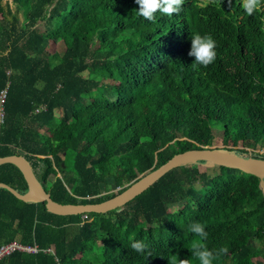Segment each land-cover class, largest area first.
I'll use <instances>...</instances> for the list:
<instances>
[{
	"label": "trees",
	"instance_id": "16d2710c",
	"mask_svg": "<svg viewBox=\"0 0 264 264\" xmlns=\"http://www.w3.org/2000/svg\"><path fill=\"white\" fill-rule=\"evenodd\" d=\"M12 3L0 0V91L8 88L0 156L23 155L53 200L104 201L174 154L212 145L214 128L224 152L264 160L254 151L264 148V0L251 16L242 0H184L178 15L158 11L154 22L135 0ZM192 35L216 42L207 67L192 66ZM50 42L63 52L48 51ZM204 164H179L88 220L0 185V246L17 239L38 249L0 264H199L193 223L204 226L209 250L228 249L213 264H264L252 260L264 259V244L249 246L264 243V179L224 166L209 176ZM109 180L117 191H106ZM0 182L17 194L29 187L10 162ZM134 240L152 256L133 251Z\"/></svg>",
	"mask_w": 264,
	"mask_h": 264
},
{
	"label": "water",
	"instance_id": "95a60500",
	"mask_svg": "<svg viewBox=\"0 0 264 264\" xmlns=\"http://www.w3.org/2000/svg\"><path fill=\"white\" fill-rule=\"evenodd\" d=\"M251 160L264 162V160L255 158L238 157L226 153L221 148L216 147L204 146L203 148L190 149L174 154L167 162L156 169L147 171L136 180L126 185V187L119 193L104 201L73 204L59 203L53 200L50 193L44 189L43 185L35 175L30 162L23 155L14 154L0 156V165L8 162L15 164L22 171L29 187L24 194H17L6 184L0 182V185L6 187L21 199L45 202L47 210L51 213L59 215L105 213L124 206L127 202L148 189L175 166L192 161H204L218 167L224 166L235 168L264 179V165H255Z\"/></svg>",
	"mask_w": 264,
	"mask_h": 264
},
{
	"label": "clouds",
	"instance_id": "9594fccd",
	"mask_svg": "<svg viewBox=\"0 0 264 264\" xmlns=\"http://www.w3.org/2000/svg\"><path fill=\"white\" fill-rule=\"evenodd\" d=\"M228 2L231 4V0H228ZM135 3L139 6L136 10L137 14L148 21L154 22L156 19L155 14L158 11L167 16L178 15L184 0H135ZM261 3L262 0H242V6L249 16L260 8ZM215 49L216 42L211 36L192 35L191 47L188 52L190 57H194L192 66L194 68L197 66L207 67L212 64L216 59ZM190 231L200 237L201 241L206 240L208 236L204 226L200 223H193L190 226ZM201 241L194 242L189 248L192 256L199 261V264H213L215 259L228 252L226 247H221L214 253ZM130 247L141 255L152 256L149 246L142 240H134ZM179 264H187V261L180 260Z\"/></svg>",
	"mask_w": 264,
	"mask_h": 264
},
{
	"label": "rangeland",
	"instance_id": "374dc122",
	"mask_svg": "<svg viewBox=\"0 0 264 264\" xmlns=\"http://www.w3.org/2000/svg\"><path fill=\"white\" fill-rule=\"evenodd\" d=\"M4 4H9L11 6V8L13 10H15V5L12 3V0H4ZM19 17H20V20H22V14L19 13ZM0 18H1V15H0ZM39 27L40 28H44V22H40L39 23ZM64 50V45L60 42V43H53V42H50V44L48 45V51L50 52H53V51H59V52H63ZM85 76H89V72H84L83 73ZM213 134H214V142L212 145H210L209 147H216V148H222L224 145H223V133H222V130L220 128H214V131H213ZM240 148H242V146H239ZM252 148H249L248 151H250ZM253 151V150H252ZM255 152H264V148H262L260 145H258L255 149H254ZM237 154V153H236ZM239 157V156H238ZM244 158H252L250 153L246 154ZM200 169L202 171H207V174L209 176H213L214 174H216L217 172H219V167L215 166V165H212L210 163H206L204 165H200ZM196 188L197 189H200L202 188V184L200 183V181H198L196 183ZM118 190V187H115L114 184L112 183L111 180H109L108 182V185H107V188H106V191L108 193H111V192H115ZM184 203H179V204H169L168 205V210L169 211H174L176 210L177 208H180L183 206Z\"/></svg>",
	"mask_w": 264,
	"mask_h": 264
},
{
	"label": "built area",
	"instance_id": "2783aa9c",
	"mask_svg": "<svg viewBox=\"0 0 264 264\" xmlns=\"http://www.w3.org/2000/svg\"><path fill=\"white\" fill-rule=\"evenodd\" d=\"M7 87L4 88L3 90L0 91V126L4 122V117H5V109L4 105L6 102V97H7ZM83 220H88L91 219L88 216V213H83L82 214ZM15 251H21V252H37L38 249L36 246H28V245H23L20 243L17 239L10 241L8 243H3L0 246V261L5 257L10 255L11 253Z\"/></svg>",
	"mask_w": 264,
	"mask_h": 264
},
{
	"label": "crops",
	"instance_id": "0c3cea01",
	"mask_svg": "<svg viewBox=\"0 0 264 264\" xmlns=\"http://www.w3.org/2000/svg\"><path fill=\"white\" fill-rule=\"evenodd\" d=\"M218 173H220V168H219V172H217L216 174H218ZM263 244L264 243L262 242V240L261 239H258V238H252V239H250V242H249V246H250V248L253 251L258 250ZM252 260L254 262L264 261V259L262 257H254Z\"/></svg>",
	"mask_w": 264,
	"mask_h": 264
},
{
	"label": "bare ground",
	"instance_id": "6f19581e",
	"mask_svg": "<svg viewBox=\"0 0 264 264\" xmlns=\"http://www.w3.org/2000/svg\"><path fill=\"white\" fill-rule=\"evenodd\" d=\"M251 162L254 163L255 165H258V166H263L264 165V162H261V161L251 160Z\"/></svg>",
	"mask_w": 264,
	"mask_h": 264
}]
</instances>
